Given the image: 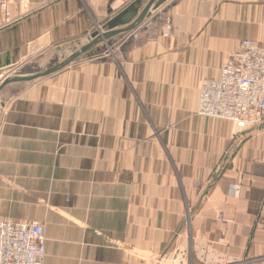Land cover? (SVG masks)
Masks as SVG:
<instances>
[{
  "label": "crops",
  "instance_id": "crops-1",
  "mask_svg": "<svg viewBox=\"0 0 264 264\" xmlns=\"http://www.w3.org/2000/svg\"><path fill=\"white\" fill-rule=\"evenodd\" d=\"M135 1L9 0L0 84L65 60ZM243 40L264 45V0H164L5 86L0 218L44 225L43 264H264V122L197 114L202 80Z\"/></svg>",
  "mask_w": 264,
  "mask_h": 264
},
{
  "label": "built area",
  "instance_id": "built-area-1",
  "mask_svg": "<svg viewBox=\"0 0 264 264\" xmlns=\"http://www.w3.org/2000/svg\"><path fill=\"white\" fill-rule=\"evenodd\" d=\"M19 4L24 9L28 5L27 0ZM12 22L9 0H0V30ZM197 114L227 121L239 131L264 122V45L241 41L219 77L202 80ZM238 191V185L230 186L231 195L237 196ZM45 241L43 224L0 218V264H43Z\"/></svg>",
  "mask_w": 264,
  "mask_h": 264
},
{
  "label": "water",
  "instance_id": "water-1",
  "mask_svg": "<svg viewBox=\"0 0 264 264\" xmlns=\"http://www.w3.org/2000/svg\"><path fill=\"white\" fill-rule=\"evenodd\" d=\"M164 0H146V3L143 5L142 9L139 11V8L142 5V0H136L131 6L126 8L124 11L115 16L111 21L107 23L108 29L104 32L102 29L96 31L90 35V40L83 46L79 47L77 51L67 57L65 60L56 64L55 66L46 69L44 71H40L28 76H15L4 79L0 84V92L1 90L11 83L16 82H32L41 78L48 77L53 75L71 63H73L76 59L84 55L90 49L96 47L99 44H108V40L122 33L130 32L137 28L147 17L149 12L157 7Z\"/></svg>",
  "mask_w": 264,
  "mask_h": 264
},
{
  "label": "trees",
  "instance_id": "trees-1",
  "mask_svg": "<svg viewBox=\"0 0 264 264\" xmlns=\"http://www.w3.org/2000/svg\"><path fill=\"white\" fill-rule=\"evenodd\" d=\"M144 0H142V4H143ZM142 6V5H141Z\"/></svg>",
  "mask_w": 264,
  "mask_h": 264
}]
</instances>
